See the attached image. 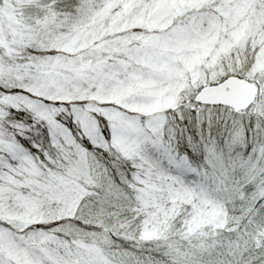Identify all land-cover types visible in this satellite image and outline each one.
<instances>
[{
	"label": "snow or ice",
	"instance_id": "6c2138e0",
	"mask_svg": "<svg viewBox=\"0 0 264 264\" xmlns=\"http://www.w3.org/2000/svg\"><path fill=\"white\" fill-rule=\"evenodd\" d=\"M0 264H264V0H0Z\"/></svg>",
	"mask_w": 264,
	"mask_h": 264
}]
</instances>
